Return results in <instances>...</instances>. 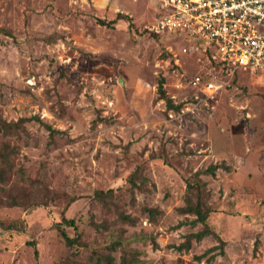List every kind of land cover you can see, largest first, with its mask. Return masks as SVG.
<instances>
[{
	"label": "rangeland",
	"instance_id": "374dc122",
	"mask_svg": "<svg viewBox=\"0 0 264 264\" xmlns=\"http://www.w3.org/2000/svg\"><path fill=\"white\" fill-rule=\"evenodd\" d=\"M159 15L158 0H0V119L26 120L0 132V264H264V76L154 36ZM197 76L224 86L210 98ZM189 181L223 244L177 249L204 229L180 211Z\"/></svg>",
	"mask_w": 264,
	"mask_h": 264
},
{
	"label": "built area",
	"instance_id": "2783aa9c",
	"mask_svg": "<svg viewBox=\"0 0 264 264\" xmlns=\"http://www.w3.org/2000/svg\"><path fill=\"white\" fill-rule=\"evenodd\" d=\"M160 15L151 31L178 34L200 41L214 68L234 77L238 71L264 76V0H158ZM214 98L223 84L197 76Z\"/></svg>",
	"mask_w": 264,
	"mask_h": 264
},
{
	"label": "trees",
	"instance_id": "16d2710c",
	"mask_svg": "<svg viewBox=\"0 0 264 264\" xmlns=\"http://www.w3.org/2000/svg\"><path fill=\"white\" fill-rule=\"evenodd\" d=\"M152 34L158 37V35L154 33ZM164 83H165L164 80H162L159 85V91L161 95L166 98L167 97L166 92L163 89ZM167 100H168L167 102H168V106L170 107V109H173V108L180 109V106H174L171 99H167ZM25 121H26L25 119H20L17 122H7V121H4L3 119H0V132H2L3 134H9L12 132H16L23 127V123ZM217 169H218V166H212L211 168H209L208 171L214 174ZM3 179H4V173L0 171V181H2ZM112 196H113V191L104 192V191L99 190L95 192V197L99 200H106V199L111 198ZM185 202H186V205L183 208H181L180 211L183 214L194 215L196 217L195 223L198 222V223L203 224L204 229L196 234H192L188 236L187 241L183 243L182 245H180L177 249L178 250L189 249L192 238L200 241L204 237L211 236V235L217 237L219 241L223 244L224 242L222 241L220 236L207 223L211 210L208 206H206L203 203V200L201 198L200 186L197 182H193V181L188 182L187 195H186ZM13 205H19V204L18 202H16V200H14ZM150 213H154V211L150 210ZM117 222H127V223L134 224L135 220L129 215H123L117 220ZM55 227L60 233V235L62 236L65 244L68 247H74L76 245H80L79 235L72 237L66 231L67 227L76 228V223L74 219H68L65 216V214H62L61 222L57 223ZM33 246H35L34 243H33ZM35 256L36 258H38L37 248H35Z\"/></svg>",
	"mask_w": 264,
	"mask_h": 264
}]
</instances>
